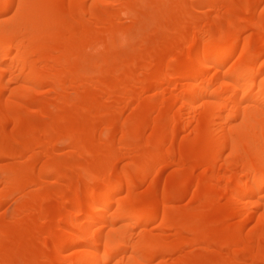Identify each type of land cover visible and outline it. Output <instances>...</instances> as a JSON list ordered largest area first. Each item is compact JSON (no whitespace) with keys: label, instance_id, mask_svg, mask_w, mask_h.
<instances>
[{"label":"bare ground","instance_id":"1","mask_svg":"<svg viewBox=\"0 0 264 264\" xmlns=\"http://www.w3.org/2000/svg\"><path fill=\"white\" fill-rule=\"evenodd\" d=\"M0 264H264V0H0Z\"/></svg>","mask_w":264,"mask_h":264},{"label":"rangeland","instance_id":"2","mask_svg":"<svg viewBox=\"0 0 264 264\" xmlns=\"http://www.w3.org/2000/svg\"><path fill=\"white\" fill-rule=\"evenodd\" d=\"M9 208H11V206H10ZM9 208H8V209H9ZM9 210H10V209H9Z\"/></svg>","mask_w":264,"mask_h":264}]
</instances>
